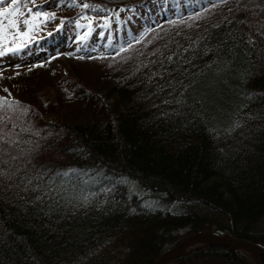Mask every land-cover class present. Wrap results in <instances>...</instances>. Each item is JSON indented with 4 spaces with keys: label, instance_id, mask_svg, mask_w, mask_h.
Masks as SVG:
<instances>
[{
    "label": "trees",
    "instance_id": "16d2710c",
    "mask_svg": "<svg viewBox=\"0 0 264 264\" xmlns=\"http://www.w3.org/2000/svg\"><path fill=\"white\" fill-rule=\"evenodd\" d=\"M68 2L28 3L33 11H58L56 19L39 33L41 39L4 56L19 59L51 48L61 19L59 31L70 38L84 29L72 21L82 13L95 18L88 40L72 50L68 73L47 77L38 71L29 88L17 84L18 77L8 96L0 94L29 109L26 115L19 108L7 110L13 120L0 126L17 142L4 147L18 157L0 163L10 174L0 177V264H155L199 232L223 231L264 248V231L256 229L264 216V0H77L107 11L75 7L71 14L62 11ZM101 17L109 18L110 27L102 26ZM141 35L135 43L133 37ZM128 42L134 48L117 55ZM190 44L196 51L183 52ZM178 46L185 58L195 56L184 65L191 73L213 59L231 61V70L220 76L207 72L197 78L196 96L204 107L195 117L188 109L183 116L174 114L178 106L163 103L172 98L171 89L157 90L167 80L188 83L173 71L176 65L165 61L163 78L152 77L163 72L159 61ZM156 49L160 52L152 55ZM88 55L105 58H77ZM86 66L95 75L78 73ZM17 92L21 99L14 97ZM188 102L201 107L192 96ZM45 113L56 114L58 121L45 120ZM236 121L241 127L225 134ZM71 169L77 172L57 177ZM39 174L45 185L50 178L64 181L65 199L55 211L47 207L49 197L36 200L42 192L25 190L39 182ZM180 230L184 234L174 236ZM169 264L255 262L242 251L202 244Z\"/></svg>",
    "mask_w": 264,
    "mask_h": 264
},
{
    "label": "snow or ice",
    "instance_id": "6c2138e0",
    "mask_svg": "<svg viewBox=\"0 0 264 264\" xmlns=\"http://www.w3.org/2000/svg\"><path fill=\"white\" fill-rule=\"evenodd\" d=\"M61 2H63V0H61ZM224 2H226V0H224ZM28 3H31L35 6L37 4V0H9L8 6L0 7V57H4L8 54L16 55L22 52L25 48H27L29 44H32L33 42L41 39L42 37H40L39 33L41 31H44L51 21L56 19L55 13L33 11L32 8L28 7ZM21 4H23L24 7L27 8V15L24 11H22L20 7ZM0 5H5V0H0ZM68 7H82L83 10H90L92 12L107 11V9L102 8L100 5H95L88 2L79 4L77 3V0H69ZM121 11H123V9H121ZM101 19L103 20V27H110V20L108 17H101ZM81 20H87V24L82 25L80 23ZM72 22L77 28H86V31L79 35L78 42L82 43L87 41L89 36L94 31L95 18H90L82 13L75 21ZM169 23L175 24L176 21H169ZM64 24L65 21L61 19L60 24L56 26V31H59L64 26ZM47 35L52 36L53 32H47ZM177 35H179V33H177ZM143 39V35L133 37L135 43H140ZM192 43L195 44L196 42L193 41ZM179 47L181 46H178L177 50L172 51L171 54L164 56V59L159 61L160 68L163 69V72L158 70L157 72L152 73V77L160 76L161 78H163L164 73L168 71L165 61L169 65H176V67L173 68V71L177 72L180 76H184L185 79L188 80V83H185L183 80L179 79L167 80L164 84L160 85L157 90L163 91L165 90V88L171 89L168 95L172 98L165 99L163 103L168 105L174 103L175 105H177L178 108L173 110L174 114L183 116L185 115L184 109H188L191 110V114L193 115V117H195L200 114V111L204 107V105L201 103L202 97L196 96V93L198 92L197 85L199 84L197 78L205 75V73L207 72L213 73L216 76H220L222 73L231 70V61L223 57H221L220 59H213L211 62L207 63L203 69H200L195 73H191L187 68L184 67V65L191 64L192 60L195 59V56L185 58L183 56V52H189L190 50L192 52H195L196 49L193 48L190 44L188 48H184L183 52H181L179 51ZM133 48L134 44L132 42H128L127 47H120L117 50L116 54L120 55V53L128 52ZM90 51H95V49H91ZM208 51H211V49L205 50L204 54L206 55ZM157 52H160V49H156V51L153 52L152 55H156ZM161 55H163V53H161ZM77 58L83 60L103 59L105 57H93L91 55H88L79 56ZM125 59H128V57H125ZM151 63L156 64L157 61H152ZM144 66L147 67V65ZM17 67H19V65H17ZM137 71H139V69H137ZM246 74L248 76L252 75L250 70H246ZM152 77L149 78L150 81ZM3 91L8 92V89H3ZM189 96L195 98L196 104H200L201 106L200 109H196L194 104H190L188 102ZM18 108L21 110L22 115H26L29 111V109L27 107H24L19 101L9 100L7 97H0V112L3 113V115H0V126H5L13 120V117L8 114L7 110H11L14 113ZM13 126L15 127V125ZM240 127V123L236 121L233 122L230 126L224 128L223 131L225 132V134H228ZM211 131L217 132V134H219V130L216 128L211 129ZM36 134L38 135L39 133ZM16 143L17 142L15 140L7 139V133H4L2 131V128H0V163L10 164L11 161L18 159L17 156L11 155L10 148L4 147V144H9L11 146L15 145ZM5 155L9 156L8 160H4ZM70 172L76 173L77 170L71 169L62 173L58 172L57 177H69ZM0 177L10 178V174L8 171L0 169ZM35 179L39 182L30 189L26 187L25 190H30L32 192H42L43 195H38L36 197V200L43 203L44 198L49 197L52 200V203L48 204L47 207L49 211H55L56 207L59 206L60 201L65 199V197L60 194L61 190L64 187V181L61 179L59 183H57L56 178H50L49 183L45 185L43 182V174L37 175ZM26 184L32 185V179H28L26 181ZM53 185L57 186L53 187ZM104 191L110 192L112 191V189L107 188L104 189ZM53 192H55L56 195H52ZM92 195H95V193H92ZM84 199L87 200L88 197H84ZM147 206L151 207L150 205Z\"/></svg>",
    "mask_w": 264,
    "mask_h": 264
},
{
    "label": "rangeland",
    "instance_id": "374dc122",
    "mask_svg": "<svg viewBox=\"0 0 264 264\" xmlns=\"http://www.w3.org/2000/svg\"><path fill=\"white\" fill-rule=\"evenodd\" d=\"M64 7L63 9L65 11L64 10L62 11L67 12L68 14H71L73 8H69L68 5L65 8ZM54 13H58V11H55ZM49 30L52 31L51 28H49ZM84 31H85V28L82 30H77L75 34L70 38H66L63 32L59 31L55 34L54 41L52 42L51 48L49 47L45 49L44 47L42 48L39 47L36 51L26 52L19 59L13 58L11 56L2 57L3 60L0 59V63H1L0 64V94L1 96H8L7 95L8 92L3 91V89H8V91L12 90L13 87L12 85H10V83L11 81L15 80V78H18V77H20L21 80L17 82V84H19L23 88H29V84L31 85L32 82H34V79H37V78H32V76H34V74H37L38 71H40L41 74L47 77L63 76L65 72L69 70L68 65H69V59L71 55H68V54H71L72 50L77 49L82 44L81 42H78V37ZM53 43L55 45H53ZM41 53L43 54L46 53V54L43 56V58L39 59L36 55L41 54ZM47 54H50V55L48 56ZM51 58H53V61H51ZM17 65H19V67H17ZM37 65H40V66H37ZM91 70H95V69L91 66H86V67H83L78 73L84 76L86 73L93 75L94 72ZM14 97L20 98L18 92L14 94ZM23 98H25V95L23 96ZM225 101H226V97H225ZM65 110L66 108L62 109V111H65ZM56 116L57 115L53 113H45L44 119L49 122H54L55 120H57ZM59 116L64 118L66 114L64 112H61ZM256 229L258 231H264V216H262L258 220ZM178 233L180 232L179 231L176 233L174 232V236L176 234L178 235Z\"/></svg>",
    "mask_w": 264,
    "mask_h": 264
},
{
    "label": "water",
    "instance_id": "95a60500",
    "mask_svg": "<svg viewBox=\"0 0 264 264\" xmlns=\"http://www.w3.org/2000/svg\"><path fill=\"white\" fill-rule=\"evenodd\" d=\"M179 235H183V231H180ZM191 244H197L196 247L191 248L189 251L184 250ZM204 245L229 248L232 252L242 251L249 254L254 261L259 264V257H264V248L255 243L249 241L232 238L223 231H217L215 233L199 232L185 237L179 241L172 248L163 253L155 262V264H169L173 259L187 255Z\"/></svg>",
    "mask_w": 264,
    "mask_h": 264
},
{
    "label": "bare ground",
    "instance_id": "6f19581e",
    "mask_svg": "<svg viewBox=\"0 0 264 264\" xmlns=\"http://www.w3.org/2000/svg\"><path fill=\"white\" fill-rule=\"evenodd\" d=\"M196 245H197V244H191L190 246H188V247L184 250V252L189 251L191 248L195 247Z\"/></svg>",
    "mask_w": 264,
    "mask_h": 264
}]
</instances>
